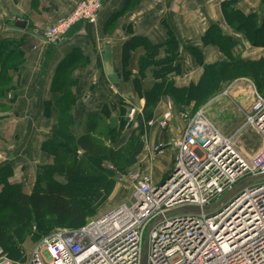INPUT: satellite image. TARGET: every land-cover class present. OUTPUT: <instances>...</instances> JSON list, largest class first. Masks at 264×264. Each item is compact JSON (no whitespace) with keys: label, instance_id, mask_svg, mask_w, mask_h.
<instances>
[{"label":"crops","instance_id":"1","mask_svg":"<svg viewBox=\"0 0 264 264\" xmlns=\"http://www.w3.org/2000/svg\"><path fill=\"white\" fill-rule=\"evenodd\" d=\"M80 1L0 0V43L17 39L18 47L25 53L24 64L10 73L11 84L0 98V167L5 164L13 167L10 181L22 182L15 176L26 173L36 178L53 161L51 154L43 149L59 126V112L54 105L60 96L52 87L59 65L72 49H79L87 57L86 64L73 73L80 88L74 114L77 117L84 113L99 114L106 120H120V111L128 112L134 107L138 113L142 112L146 101L143 93L161 81L156 75L159 67L154 64L144 69L142 77L139 61L145 57L146 50L140 45L129 46L133 38H145L153 45H160L161 50L155 57L157 61L168 56L165 44L169 39V28L173 30L180 48L175 60L180 73L171 72L169 78H173L179 88L197 84L204 72V66L199 64L189 47L202 52L205 64L227 62L231 57L250 61L264 57L263 45H253L243 32L230 26L222 9L225 0H106L96 23L80 24L62 41L49 43L44 36L47 28L69 16ZM263 5L264 0H238L237 6L246 14H257L261 22L264 20ZM19 20L24 23L18 24ZM213 25H218L226 37L238 41L234 48L204 42L206 31ZM124 54L128 56V65L124 64ZM239 89L235 97L247 99L246 89ZM222 93L208 101V107L228 96V93ZM169 102L173 103L174 117L170 127L162 129L160 121ZM105 105L109 115L103 113ZM184 109L170 99H161L153 116L156 124L148 128L150 145L154 132L158 134L155 141L165 136V142L184 134L185 123L178 117L179 111ZM144 148L140 156L145 159L148 148L146 145ZM175 155V149L169 147L165 154L157 156L151 165L153 172L168 163L158 158L166 157L174 163ZM142 164L144 162L138 160L130 171ZM166 165L164 170L169 169V164ZM165 175L155 181L161 182L167 177Z\"/></svg>","mask_w":264,"mask_h":264},{"label":"built area","instance_id":"2","mask_svg":"<svg viewBox=\"0 0 264 264\" xmlns=\"http://www.w3.org/2000/svg\"><path fill=\"white\" fill-rule=\"evenodd\" d=\"M105 2L80 1L69 16L45 31V38L57 44L74 27L96 23ZM257 90L247 124L264 138V97ZM168 105L162 129L169 128L174 117L173 103ZM207 108L179 111L184 134L147 147L144 164L127 174L129 203H119L77 230L49 232L24 260L14 261L0 250V264H144L145 232L154 218L179 207L214 204L236 184L264 173V146L247 156L235 144L236 135L220 131ZM128 112L127 119L136 121L137 109ZM154 123L148 120L147 125ZM169 147L176 151L174 168L156 182L151 165ZM150 233L146 264H264V181L246 187L215 211L165 218Z\"/></svg>","mask_w":264,"mask_h":264},{"label":"trees","instance_id":"3","mask_svg":"<svg viewBox=\"0 0 264 264\" xmlns=\"http://www.w3.org/2000/svg\"><path fill=\"white\" fill-rule=\"evenodd\" d=\"M237 5L238 0L222 2L223 13L228 23L236 31L243 32L253 45L264 46V20L260 22L257 14H246L239 10ZM168 34L169 39L165 44L168 56L157 61L155 57L161 50L160 45H153L145 38H133L128 43L132 47L140 45L146 50L145 57L139 61L142 77L145 74L144 69L154 64L156 68L159 67L156 75L161 81L150 91L143 93L146 95V101L143 111L136 117L139 125L132 130L129 144L117 149L102 140L100 134L103 133L105 137L110 138L111 143H114V133L119 130L123 120L118 118L106 120L99 114L84 113L80 117L74 114L73 107L77 102L80 88L79 81L74 78L73 73L86 64L87 57L79 49H72L59 65L52 87L56 94H61L54 105L59 112V126L52 138L43 145L44 151H48L53 157L52 163L47 164L43 172L37 174L30 193L23 190V184L10 181L14 174L10 164L0 167V250L5 255L15 256V250L21 254L18 242H23L25 238L21 237L19 240L16 234L26 223V220L19 224L13 223L14 217L5 215L7 208H21L28 212L32 210L36 220L52 231L63 227L77 230L87 225L95 207L103 204L114 193L117 173H123L137 164L138 157L145 148L143 141L136 140L135 132L144 129L145 121L153 118L161 99L173 97L174 103L179 105H187L193 99L196 103L205 102L216 92L221 91L224 84L243 77H251L255 87L264 95V57L254 61L231 57L227 62L205 64L202 52L193 47H189V50L199 64L204 66V72L197 84L185 88L177 87L174 79L169 78V74L180 73V66H175L180 49L179 42L171 28ZM204 42L224 45L229 49L238 43L232 37H226L218 25H213L206 31ZM18 43L17 39H6L0 43V98L11 84L10 73L18 70L25 62V53L20 50ZM127 57L124 54L126 65ZM203 86L208 90L206 95L201 94ZM104 107L103 113L109 115L108 107L106 105ZM106 163H112L113 168Z\"/></svg>","mask_w":264,"mask_h":264},{"label":"rangeland","instance_id":"4","mask_svg":"<svg viewBox=\"0 0 264 264\" xmlns=\"http://www.w3.org/2000/svg\"><path fill=\"white\" fill-rule=\"evenodd\" d=\"M57 22H59V20ZM253 86L255 87V83L253 82V79L251 77H244L243 80H235L233 82H230L229 84H224L223 86H221L222 88L221 91L216 92L205 102L196 103L195 102L196 100L194 101L193 99L191 103H188L187 105L186 104L179 105V103L177 104L186 109L188 108L189 110H198L202 106H205L208 101L213 100V98L216 95H219L222 92H227L228 96L225 98L216 100L213 104H211L206 109V113L208 117L211 118L213 123L219 128V130L222 131L225 135L230 136L237 129L236 130L237 132L233 134V135H236L235 144L244 154H246L247 156H252V155H255L262 148V146H264V138L261 136V134L258 133V131L255 130L250 124H247L248 121H247L246 115L248 114L254 101L256 100V94H255L256 87L253 88ZM202 88L203 90L201 91V94H205V95L208 94V90L206 89V86H203ZM238 88H240L239 90H242L243 88L246 89L244 90V92H246L247 99L242 100L241 97L240 99H238L239 96L237 98L235 97L236 91ZM250 91L252 92V94L250 93ZM259 95L264 97V95L260 92H259ZM58 96H61V94H58ZM166 98L175 102L173 100L174 99L173 97H172L173 99L169 97H166ZM0 108L2 109V107ZM126 111L119 112V115L121 116V120H123V123H121L120 125L121 127L119 128V130H117V132L114 133L115 135L114 143H111L110 138L105 137L103 133L100 134L102 136V140L106 141L107 144H110L115 149L127 146L132 136V132H133L132 130L136 129L139 125V120L135 119L136 121H133V120L127 119L130 113ZM153 119L154 118H151L150 120H153ZM147 123L148 121H145L144 129L135 132L136 140L140 139L141 141H143L144 147L145 145L147 147L150 146V142H148V140H150V134H149L150 131L148 129L149 126L147 125ZM154 124H156V121ZM239 127L240 129L241 128L242 129L241 130L238 129ZM153 134H154L153 143L151 145H155L159 143V141H162L165 139L164 138L165 136H162V137L160 136L158 137V140L155 141V139H157L156 136H158V134H155V132ZM143 159L144 158H142L141 156L138 157V160L140 161H142ZM158 160L159 161L166 160L168 163H164L160 165L159 164L160 162H159L158 164L160 165L161 168L157 167L155 172H153L154 167L151 169L152 175L155 177V180L161 179V177H163L167 172L170 173L171 170L174 168L173 161H169L166 157H160L158 158ZM106 164L107 166L113 168L112 163H106ZM166 164H169V169L164 170L166 166H168ZM40 172H43V170H41ZM129 172H130V168L123 173L121 172L117 173L116 186L113 191L114 193L103 204L97 205L95 207L90 219L88 220L89 222L91 219H96V218L101 217L106 212L110 211L111 209L119 205V203L121 202L129 203L131 195H132V191L130 190V184L128 182L129 177L127 176ZM15 178L17 181L22 180V182L19 181L15 183L23 184V190L25 192L27 193L31 192L34 186V183H35L34 182L35 177L32 176L31 173L21 174L19 176H15ZM57 179L64 180V178L62 177L61 178L57 177ZM6 214L9 215V217H14L12 219V222L15 224L16 223L19 224L20 222L26 220V223L22 227H20V230L16 234V237H18L19 240L21 237L25 238L23 242L21 243L18 242L19 246L21 247L20 249L21 254L15 250L16 255L15 256L10 255L11 259L13 258V260L15 261L24 260L27 256H29L33 252V249L35 248L39 240L43 238V236L47 235L52 230L47 229L42 224V222L37 221L32 210L28 212L27 210L21 209V208L20 209H17L15 207L7 208V210H5V215ZM146 235H145V238H146ZM144 242H145V239H144ZM11 252L14 253L13 250ZM6 256L9 257V255H6Z\"/></svg>","mask_w":264,"mask_h":264},{"label":"water","instance_id":"5","mask_svg":"<svg viewBox=\"0 0 264 264\" xmlns=\"http://www.w3.org/2000/svg\"><path fill=\"white\" fill-rule=\"evenodd\" d=\"M18 24H23L24 22L19 20L17 21ZM242 129V128H241ZM240 129V130H241ZM239 130V131H240ZM264 181V173H261L260 175L252 176L249 178H246V180L236 184L231 191L227 192L224 194L221 198L218 199L214 204L211 205H206L203 208L195 205H190V206H184V207H179L176 208L175 210L166 212L165 214H162L156 218L152 222L148 224V227L146 229V238L144 242V247H145V253L143 255L142 262L144 264L147 263V258H148V252H149V241H150V235L152 229L159 223H161L165 218L169 217H174L177 214H201V213H209L212 211L217 210L219 207L223 206L224 204L228 203L229 200L232 199L236 194L239 192L243 191L246 189V187L254 185V184H260V182Z\"/></svg>","mask_w":264,"mask_h":264}]
</instances>
